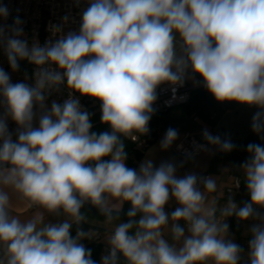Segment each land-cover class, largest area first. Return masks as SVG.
<instances>
[{
    "label": "clouds",
    "instance_id": "9594fccd",
    "mask_svg": "<svg viewBox=\"0 0 264 264\" xmlns=\"http://www.w3.org/2000/svg\"><path fill=\"white\" fill-rule=\"evenodd\" d=\"M87 4L78 32L61 34L54 25L58 38L43 45L21 39L19 17L0 26L11 69L18 71L25 60L34 66L31 86L12 83L0 69V264H96L81 243L99 234L81 227L90 224L85 205L97 210L107 229L109 251L100 264H240L243 249L229 238L225 220L264 221L254 210L264 208V145H247L249 158L240 167L250 202L240 207L210 198L217 192L212 177L178 176L172 162L155 167L145 160L139 170L129 168L121 137L136 141L147 134L158 87H183L189 69L216 101L257 108L251 128L264 133V0ZM8 16L0 5V18ZM61 85L70 94L49 109L48 94ZM72 93L98 100L101 123L111 131H92L90 114ZM9 118L17 125L15 140ZM203 137L222 152L235 148L206 130ZM177 138L169 128L161 148ZM172 201L178 206L169 213ZM16 206L34 215H15ZM251 234L248 264H264V222Z\"/></svg>",
    "mask_w": 264,
    "mask_h": 264
},
{
    "label": "built area",
    "instance_id": "2783aa9c",
    "mask_svg": "<svg viewBox=\"0 0 264 264\" xmlns=\"http://www.w3.org/2000/svg\"><path fill=\"white\" fill-rule=\"evenodd\" d=\"M0 5H5L9 10V16L5 20L0 18V26L7 28L14 24V19L19 17L22 21L21 27L24 31V36L21 39H27L29 44L33 42H39L43 45L48 40H55L58 35L54 36L51 29L52 26H60L62 29L61 34H67L69 31H79L81 15L83 10L88 6L87 0H80L79 4L76 0H0ZM67 17V21H65ZM0 69H3L10 76L12 83L24 82L28 85H33V73L34 66L29 64L26 60L20 61V67L18 71H13L8 63L7 56L4 48L0 46ZM173 87L168 84H163L157 89V100L153 104L154 112L162 113L174 110L176 107L184 106L191 98L192 91L195 90L198 85H193L185 79L183 87L175 86L176 90L173 91ZM70 90L66 85H61L57 90L51 91L48 94L46 100V106L50 109L51 103L56 101L63 103L68 98ZM73 96L79 99L82 106V110L87 111L90 114V118L101 115V104L98 100L91 97L80 96L79 93H72ZM34 120V127H38V115ZM5 107L0 104V116H3ZM7 126L9 132L12 134L13 140L16 139L17 125L9 118L7 120ZM149 132L145 135H139L136 141L130 140L134 146L135 152L148 149L151 144V139L155 132L160 133L158 130L149 126ZM206 146L198 142L196 137L187 132L182 136L179 143L176 146L177 151L184 157L193 158L199 156ZM130 155L127 154V157ZM127 159V158H126ZM201 177H210L209 174H203ZM231 180L227 186V193L235 194L237 196L242 195L245 190L246 182L243 174L232 175ZM237 181L238 186H237ZM247 202H250V195L247 196ZM246 202V203H247ZM255 212L258 217H264V208L255 207ZM32 211V210H31ZM233 222L239 229L246 224L259 225L262 221L259 218H250L247 221H240L235 216L227 217L225 222ZM99 234L92 239L87 240L91 243L102 244L101 256H104L109 251L108 243H104V232H101L94 228ZM252 238H244L238 242V245L243 249L240 264H248V251L249 240ZM123 262V260H122Z\"/></svg>",
    "mask_w": 264,
    "mask_h": 264
},
{
    "label": "trees",
    "instance_id": "16d2710c",
    "mask_svg": "<svg viewBox=\"0 0 264 264\" xmlns=\"http://www.w3.org/2000/svg\"><path fill=\"white\" fill-rule=\"evenodd\" d=\"M191 93H192V96H191L190 100L184 106H182L183 109L190 116H192L196 119L200 118L201 120L206 122L212 129H214L218 125V123L222 120L223 115L227 111H229V110L235 111V109H237L241 105V104H238L234 101L233 102H227V101L226 102H218V101H216V99L206 90L204 85L197 87ZM168 112H170V111H168ZM164 113H166V112H162V113L154 112L151 116V119H150L148 125L154 129L158 130L159 132H161L158 125L161 122V120H162L161 117ZM100 117H101V115L90 118L92 125H93L92 131L96 132L97 134H99L101 132H105V131H111V129L108 125L101 123ZM158 135H159V133H157V132L154 133L150 144H152L155 141V139L157 138ZM262 136H264V133H261L260 135H258L257 133H255L252 130L244 138L243 141H241L239 143L238 142L234 143L231 141L235 145V148L233 149V151H231V152H219V154L215 155L210 162L211 167H210L209 171L216 170L220 163H225L228 161L231 162L234 166L236 165L237 162L244 163L249 158V153L246 151L247 145L250 143H256V144L264 145V139L261 138ZM121 139L125 145L126 153L130 155L126 159V165L129 168L135 169L136 165L134 163V156L137 158L141 157V155L143 154V152L145 150L135 152L134 146L132 145V142H130V140H128V138L121 137ZM221 139L225 140L227 138L222 137ZM231 174L232 175H238L241 173H236V169L233 167ZM201 175H203V174H201ZM199 177H201V176H199ZM244 188H246V186ZM128 208H129V205L126 203L123 207V212L121 214L122 218H123V213H126ZM84 211H86V214L88 215L90 220H93V219L100 220V221L103 220V217L99 215L97 210L90 205H85ZM81 227L85 231L90 230V229H94V228L100 231L99 228H97L95 225H92L91 223L90 224L85 223ZM238 229L239 228L236 226V230H238ZM71 234L72 235L76 234V226L75 225H73V227L71 229ZM85 248L91 250V258L92 259L100 260V254L102 251V244L95 243V242L91 243V242H88L86 240ZM121 264H123L122 261H121Z\"/></svg>",
    "mask_w": 264,
    "mask_h": 264
},
{
    "label": "rangeland",
    "instance_id": "374dc122",
    "mask_svg": "<svg viewBox=\"0 0 264 264\" xmlns=\"http://www.w3.org/2000/svg\"><path fill=\"white\" fill-rule=\"evenodd\" d=\"M180 108V107H176ZM243 116L241 117L242 119H237L235 115H230L227 120L231 119V122L223 127H216V131H213L211 127H209L207 124L205 125V128L208 130L210 134L213 136H220L225 137L227 139H230L234 143H239L244 140V138L252 131L251 128V123H252V118H250L249 114L244 113L242 114ZM249 117V118H248ZM248 118V124L245 125L244 120ZM204 132V131H202ZM158 140L153 142L151 146L146 149L141 157L137 158L134 156V163L136 165L135 169L139 170V166L141 163L145 160H152L153 164L155 167H158L162 162H172L177 165V175L178 176H183L187 173H195L197 176H200L201 174H209L210 177L215 179L217 181V192L214 194H211L210 198L218 200V203L220 204L219 201H223L227 203V200L231 199L234 200L236 197H238L235 194H229L227 193L225 187H226V172L231 166L233 165L231 162H225V163H220L218 166V170H210V161L213 159V157L219 152H222L218 149V147L213 146V145H207L203 151L200 153L199 156L193 157V158H186L183 155H181L177 149L174 150V153L168 148V149H162L160 143H157ZM126 163V161H125ZM242 162H237L236 165L232 166L236 169V173H241L243 174V171L241 169ZM173 203L170 202L168 206H166V211L169 213L173 211L178 205L175 203V201H172ZM62 219V218H60ZM49 221L55 223L57 222V218L51 217L48 219ZM90 223L92 225H95L97 228L100 229L101 232H105L107 229L104 225L100 223V220H90ZM181 226H185L184 222L181 221ZM187 234V232H186ZM73 237L75 235H72ZM89 240V239H84ZM84 240L81 241V243L84 245ZM104 243L107 244L106 238H104ZM101 254H100V260H94L96 261V264H100L101 262Z\"/></svg>",
    "mask_w": 264,
    "mask_h": 264
},
{
    "label": "crops",
    "instance_id": "0c3cea01",
    "mask_svg": "<svg viewBox=\"0 0 264 264\" xmlns=\"http://www.w3.org/2000/svg\"><path fill=\"white\" fill-rule=\"evenodd\" d=\"M186 79H187V81H189V83H191L193 85H196V86L198 85V87L199 86H203V82H202V80H201V78L199 76H195L193 78V74L191 73V69L188 70V74H187V78ZM257 110L258 109L255 108V107H249V106H246V105H240L237 109H235V111H233V110L227 111L223 115L222 120L218 123L217 126L225 128V126L227 125V121H228V124L231 122V119L227 120L228 117H230V115H235L236 118L238 116L237 119H242L241 118L243 116L242 114L246 113V115H247V113H248L250 115L249 117L252 118ZM248 118L246 120H244L245 125L248 124ZM161 119L162 120H161V122L158 125L161 132L159 133V135L157 136L155 141L158 140L157 143L158 144L160 143V145H161V141L163 140L166 131L169 128L175 129L177 131V133H178V138L169 147V149L173 153H174V150H176V146L179 143L180 139L187 132L192 133L196 137L198 142L203 143L205 146L208 145L207 141L203 137V132H202V131H205V130L208 131L205 128V125L207 123L204 122L203 120H201L200 118L196 119V118L190 116L189 114H187L185 112L183 107L174 108V110L164 113L162 115ZM216 127L214 129H212V128L211 129L213 131H216ZM232 166L226 172V176H225L226 177V179H225L226 187L230 183V180H231L230 174L232 172ZM216 170H218V169H216ZM226 187H225V189H226ZM226 191H227V189H226ZM248 195H249V192H248L247 187H246L245 190H244V194L240 195L239 197H236L232 201L235 202L238 206L242 207L247 202L246 200H247V196ZM10 196H11L13 204L14 205L18 204V200H17L16 195L10 193ZM219 202H220V205L226 204L223 201H219ZM227 202H228V200H227ZM171 203H173V202H171ZM13 211H14L15 215L21 216L22 218H29L32 215H34V211L33 210L32 211L31 210H26L22 206H16ZM47 218L49 219L50 216L47 217ZM228 225H229V238L232 239L233 242L236 243V244H238V242L241 239V237L249 238V237L252 236L251 229H252L253 225L246 224L244 227H242L241 229H238V230H236V226H235V224L232 221L228 222ZM84 246H86V241L84 242Z\"/></svg>",
    "mask_w": 264,
    "mask_h": 264
}]
</instances>
